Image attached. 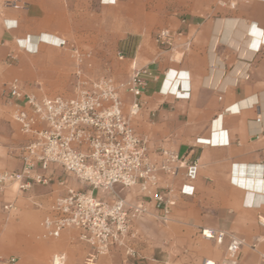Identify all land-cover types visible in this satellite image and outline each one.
<instances>
[{
	"label": "crops",
	"instance_id": "1",
	"mask_svg": "<svg viewBox=\"0 0 264 264\" xmlns=\"http://www.w3.org/2000/svg\"><path fill=\"white\" fill-rule=\"evenodd\" d=\"M114 1L0 0V173L21 168L27 141L12 118L8 86L19 80L31 93L34 81L54 79V54L67 50L52 42L78 43L98 71L120 80L133 65L149 67L157 79H149L135 129L148 138L153 161L161 160L160 150H172L186 163L197 162V170L194 179L184 167L174 180L161 176L177 205L162 229L156 230L155 218L134 223L131 243L139 259L124 258V264H222L232 235L244 241L238 264H262L264 0ZM162 29L182 32L175 51L158 46ZM118 52L126 56L122 62L113 59ZM177 75L189 80L182 84L190 88L189 99L166 95ZM130 101L127 96L126 107ZM184 185L194 189L192 196L180 195ZM12 187L0 194V255L6 258L13 257L19 239H29L11 235L6 218H37L54 200V184L15 197ZM126 196L134 201L138 193ZM9 202L15 206L10 212L3 208ZM205 228L225 232L224 242L205 239ZM48 250L29 246L18 264H44Z\"/></svg>",
	"mask_w": 264,
	"mask_h": 264
},
{
	"label": "built area",
	"instance_id": "2",
	"mask_svg": "<svg viewBox=\"0 0 264 264\" xmlns=\"http://www.w3.org/2000/svg\"><path fill=\"white\" fill-rule=\"evenodd\" d=\"M115 3L116 0L112 4ZM181 35L182 32L162 29L155 39L161 49L175 51V40ZM52 43L73 54L74 94L38 95L25 92L19 80L10 83L7 102L15 107L13 120L27 141L21 151V168L0 173V194L10 185L16 186L18 194H24L36 185L59 182L66 186V192L46 209L41 222L44 238L60 239L65 231L76 229L79 241L89 248L84 264H98L102 256L114 251L138 260V252L131 243L135 238L134 223L153 216L161 224H167L177 205L173 189L162 187L161 176L174 180L184 167L188 169L187 177L194 179L197 162L186 163L177 152L163 149L158 152L161 160L155 162L148 153V138L137 133L134 121L142 109L141 98L149 79H157L149 67L133 65L131 74L120 81L107 75L92 78L86 72V68L93 67L90 53L66 40ZM189 46L188 42L185 47ZM117 57L120 61L126 59L122 52ZM175 81L176 87L172 83L166 95L189 99L190 88L182 85L189 80L177 75ZM127 96L131 101L126 110ZM239 104L227 108L224 114L234 112L233 108ZM58 170L84 189L67 185L57 175ZM126 190H136L137 199L122 195ZM179 193L192 196L194 189L184 185ZM3 208L10 212L15 206L9 202ZM201 233L217 244L226 238L225 232L211 228L202 229ZM243 244V239L230 236L222 264H238L237 254ZM261 260L264 264V241ZM50 263L67 264V253H54ZM0 264H18V258L0 255ZM203 264L218 263L205 260Z\"/></svg>",
	"mask_w": 264,
	"mask_h": 264
},
{
	"label": "rangeland",
	"instance_id": "3",
	"mask_svg": "<svg viewBox=\"0 0 264 264\" xmlns=\"http://www.w3.org/2000/svg\"><path fill=\"white\" fill-rule=\"evenodd\" d=\"M55 41V40H54ZM68 42V41H67ZM69 43V42H68ZM71 44V42H70ZM78 45V43H72V45L79 48L83 51ZM60 48V47H59ZM66 49V48H65ZM61 53L54 54V79L50 80H36L30 85L33 86V91L31 93H36L38 95H47V96H55V95H65L71 96L75 91V78L73 75L75 59L73 57L72 52L69 49H66ZM114 60L117 62H122L118 59L117 54H115ZM116 62V63H117ZM112 65H116L111 62ZM98 63L93 61V67L91 69L86 68V72L92 78H99L101 76H106L105 73H101L97 70ZM112 76V75H107ZM113 77V76H112ZM116 80L120 81V79L113 77ZM8 103V102H7ZM12 106V105H11ZM128 107H126L127 110ZM15 110V109H14ZM13 110V113H14ZM13 118V114H12ZM57 175L62 178V180L66 181V184L73 187L74 189H84V186L77 182L73 178H68L64 176L60 170H58ZM117 190H120V187H117ZM66 192V186L61 185L59 182L54 183V199L57 196H60ZM16 186H13L11 189V195L13 197L16 196ZM129 194V190H126L122 193V195ZM130 196L129 198H132ZM32 213H27V218H6L7 221L5 225L8 224V231L11 235L14 236H29L28 241L25 239H19L18 243L13 245L15 248V253L12 256L20 258V255L27 251L29 246L38 247V248H49L46 256L41 258L40 261L42 263L51 264L50 260L54 253L56 252H65L68 255V263L67 264H84L85 258L88 254L89 248L86 244L82 243L78 239L79 232L76 229H69L64 232L60 239H46L43 237V231L41 229V222L44 218V213H39L37 218L31 217ZM145 218H154L153 216H147ZM156 220V219H155ZM156 230L162 229L165 224H160L158 221ZM67 239H63V238ZM65 241V242H64ZM26 242V243H25ZM55 245V246H54ZM124 258H126L120 252H112L109 255L102 256L99 259L98 264H124ZM129 262L134 261V259H128Z\"/></svg>",
	"mask_w": 264,
	"mask_h": 264
},
{
	"label": "bare ground",
	"instance_id": "4",
	"mask_svg": "<svg viewBox=\"0 0 264 264\" xmlns=\"http://www.w3.org/2000/svg\"><path fill=\"white\" fill-rule=\"evenodd\" d=\"M103 1H104V0H103ZM110 2H111V0H109V1H107V2L104 1V3H106V4H110ZM59 41H60V40H59ZM59 41L54 42V43H58Z\"/></svg>",
	"mask_w": 264,
	"mask_h": 264
}]
</instances>
